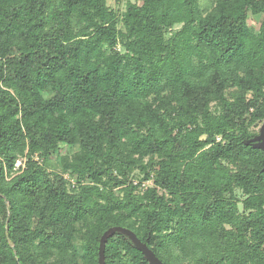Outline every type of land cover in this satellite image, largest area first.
<instances>
[{
	"label": "trees",
	"instance_id": "16d2710c",
	"mask_svg": "<svg viewBox=\"0 0 264 264\" xmlns=\"http://www.w3.org/2000/svg\"><path fill=\"white\" fill-rule=\"evenodd\" d=\"M212 1L0 0V264H99L112 227L264 264V0ZM103 263L152 264L119 231Z\"/></svg>",
	"mask_w": 264,
	"mask_h": 264
},
{
	"label": "rangeland",
	"instance_id": "374dc122",
	"mask_svg": "<svg viewBox=\"0 0 264 264\" xmlns=\"http://www.w3.org/2000/svg\"><path fill=\"white\" fill-rule=\"evenodd\" d=\"M127 1H129V0H107V3H108L110 8H112V9H114L116 11H124ZM130 1L135 2L136 0H130ZM212 3H213L212 0H200L201 7H202V9L204 11L209 9L212 6ZM261 21H262L261 16H259V15L258 16H252L251 15L249 17V22L248 23H249V26H250L251 29L257 31L259 29V27H260ZM262 124L253 125V130L256 131L258 133V135L260 134V128H261ZM78 148H79V146H62L61 149L54 155L53 164L58 166L57 167L58 171L61 170V169H59V165L62 162L61 161L62 157L65 156V155H68V156L73 155L78 150ZM62 174H64V176L67 177V179L69 181L73 180V178H74V176L70 172L62 173ZM138 177L141 178V176L138 173H136L134 175V180L136 181V183L139 181ZM71 183H72V181H71ZM146 184L149 185V184H152V182L149 181Z\"/></svg>",
	"mask_w": 264,
	"mask_h": 264
},
{
	"label": "water",
	"instance_id": "95a60500",
	"mask_svg": "<svg viewBox=\"0 0 264 264\" xmlns=\"http://www.w3.org/2000/svg\"><path fill=\"white\" fill-rule=\"evenodd\" d=\"M254 147L262 149L264 151V122L260 128V134L259 136L254 140L253 142ZM7 231H8V225H7ZM122 232L129 236L135 243L136 247L139 248V250L145 255V257L152 263V264H164L162 261H160L159 258L156 257L154 252L149 249L144 243L140 241V239L137 237V235L132 232L131 230L123 227H112L109 230H107L100 241V247H99V264H104L103 263V258L105 254V247H106V239L107 237L114 233V232ZM9 243L12 247V249L15 251V246L13 242L9 239Z\"/></svg>",
	"mask_w": 264,
	"mask_h": 264
},
{
	"label": "built area",
	"instance_id": "2783aa9c",
	"mask_svg": "<svg viewBox=\"0 0 264 264\" xmlns=\"http://www.w3.org/2000/svg\"><path fill=\"white\" fill-rule=\"evenodd\" d=\"M26 162L27 158L26 157H21L17 159L15 163V172L20 173L26 169ZM67 178V177H66ZM73 182V180H71Z\"/></svg>",
	"mask_w": 264,
	"mask_h": 264
}]
</instances>
